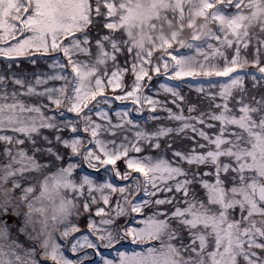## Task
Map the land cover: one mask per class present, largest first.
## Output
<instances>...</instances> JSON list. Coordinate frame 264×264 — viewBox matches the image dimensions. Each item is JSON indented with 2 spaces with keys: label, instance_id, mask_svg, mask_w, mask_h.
Masks as SVG:
<instances>
[{
  "label": "snow or ice",
  "instance_id": "6c2138e0",
  "mask_svg": "<svg viewBox=\"0 0 264 264\" xmlns=\"http://www.w3.org/2000/svg\"><path fill=\"white\" fill-rule=\"evenodd\" d=\"M242 14L264 0H209L213 33L143 52L119 0H0V264H264Z\"/></svg>",
  "mask_w": 264,
  "mask_h": 264
},
{
  "label": "rangeland",
  "instance_id": "374dc122",
  "mask_svg": "<svg viewBox=\"0 0 264 264\" xmlns=\"http://www.w3.org/2000/svg\"><path fill=\"white\" fill-rule=\"evenodd\" d=\"M196 0H143L141 3L138 0H133L132 4L129 6L121 5L120 9L122 10V18L125 30L127 32L128 38L131 41L132 45L143 52H148V44L151 48H163L167 46L170 41L173 44L178 43L184 48L191 46L189 40H176L175 33L178 32L172 30L169 32L170 39L166 37L165 33L162 31V26L155 25V22H150L149 20L157 18L164 9L171 8L172 10H179L182 3L189 2L192 5ZM201 1V2H200ZM208 0H198L199 3L204 4ZM124 9V11H123ZM192 16L200 15L201 23L199 26L193 24V17L188 21V25H192V34L193 36H207L213 33L214 31L207 29V25L212 23V20L207 18L204 14V11L201 8L191 9ZM162 15V14H161ZM220 18L217 17V20ZM155 20V19H154ZM164 23L167 24L168 20H165L163 16ZM240 22L248 27L250 30H256V24L259 22L264 24V16L257 17L255 14H242L239 17ZM154 37V38H153Z\"/></svg>",
  "mask_w": 264,
  "mask_h": 264
},
{
  "label": "trees",
  "instance_id": "16d2710c",
  "mask_svg": "<svg viewBox=\"0 0 264 264\" xmlns=\"http://www.w3.org/2000/svg\"><path fill=\"white\" fill-rule=\"evenodd\" d=\"M143 0H138L139 3H141ZM155 1V0H154ZM133 0H119L120 6L127 5L129 6L132 4ZM146 2V0H145ZM201 2V1H200ZM122 5V6H123ZM194 8H201V10L204 11V14L208 16L209 12V0L205 2L204 4L199 3L198 0L195 1V3L192 5L189 2H184L181 5V8L179 10H172L171 8L169 9H164L162 12L160 11V14L157 18H153L152 20L150 19V22H155V25L157 26H162V31L165 33L166 37L170 39L169 32L176 29H179V31L175 33V38L176 40H189L193 39V34H192V25H188V21L192 19L193 17V24L196 26H199L201 23V17L200 15H194L192 16L191 9ZM187 9V10H184ZM124 11V9H123ZM162 14V15H161ZM163 16L165 17V20H168V23L165 24L163 20ZM208 18V17H207ZM155 19V20H154ZM207 29L215 31V27L212 23H209L207 25ZM154 38V37H153ZM172 43V41H170ZM181 46V45H180ZM167 46H164L163 48H151L150 44H148L149 51H155L158 49H166ZM182 47V46H181Z\"/></svg>",
  "mask_w": 264,
  "mask_h": 264
}]
</instances>
